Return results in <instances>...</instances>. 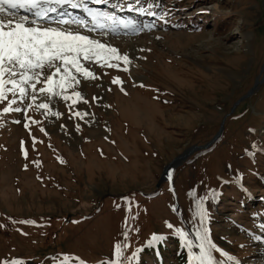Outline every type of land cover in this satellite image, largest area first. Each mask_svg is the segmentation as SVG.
Masks as SVG:
<instances>
[{
  "label": "rangeland",
  "instance_id": "obj_1",
  "mask_svg": "<svg viewBox=\"0 0 264 264\" xmlns=\"http://www.w3.org/2000/svg\"><path fill=\"white\" fill-rule=\"evenodd\" d=\"M158 2L150 17L128 11L131 0H88L155 28L103 38L131 63L96 66L98 79L67 89L82 99L50 106L59 118L35 107L31 120L3 116L0 264H103L118 243L134 264H178L182 255L192 264L198 249L177 230L196 242L198 206L211 241L233 257L214 252L217 264H264V0ZM212 142L164 179L179 156Z\"/></svg>",
  "mask_w": 264,
  "mask_h": 264
},
{
  "label": "snow or ice",
  "instance_id": "obj_2",
  "mask_svg": "<svg viewBox=\"0 0 264 264\" xmlns=\"http://www.w3.org/2000/svg\"><path fill=\"white\" fill-rule=\"evenodd\" d=\"M91 3L108 5L111 0H91ZM131 3L133 7L127 8L128 11H136L139 15L150 17L158 15L157 11L153 10L160 7L158 0H153V4L146 9L135 7L140 0H131ZM115 6L119 7V5ZM69 8L82 10L91 18L93 26H89L88 21L82 17H73L72 13L67 11ZM20 10L31 15H21ZM167 15L168 12H163L159 18L163 19ZM154 28L155 23L141 25L131 18L124 19L98 8L89 7L88 0H0V104L4 101L8 102L7 106L0 109V126L3 116L13 112L23 113L26 120H31L27 113L33 107L45 110L42 113L45 117L51 113L52 116L59 118L61 113L53 111L50 106L61 98L69 100L74 96L82 99L79 90H75L72 96H69L66 94L67 89L79 86L81 79H98L96 66L118 67L110 63L113 60H122L125 64L131 63L127 54H121L115 46L107 43L103 38L110 34L138 35L146 30L152 31ZM98 30L101 38H97ZM124 70L128 69L125 67ZM113 83H122V81L116 78ZM37 85L41 86L37 87ZM75 102L76 100L73 99V103ZM76 115L79 116L81 113ZM14 122L20 123L19 120ZM32 123H40V121L32 120ZM25 127H28L27 123ZM77 129L79 130V126ZM40 130L44 131L43 128ZM261 151L264 152V148H261ZM24 154L26 157L27 152L25 151ZM197 216L201 228L197 230L196 242H193L182 230L177 231L184 238L186 247L198 249V252H192V264H217L214 252L226 256L227 254L211 241L208 229L204 226L207 211L202 206H198ZM168 227L173 226L169 224ZM261 228L264 229V225H261ZM255 238L260 239V237ZM159 239L161 237L154 236L149 246ZM126 240L127 234H125ZM126 247V243L116 244L115 259L109 258L103 264H134L137 259L136 254L131 257L124 256L123 249ZM64 259L65 264H68L69 258ZM227 259L231 261L233 257L227 256ZM6 264H20V262L12 260Z\"/></svg>",
  "mask_w": 264,
  "mask_h": 264
},
{
  "label": "water",
  "instance_id": "obj_3",
  "mask_svg": "<svg viewBox=\"0 0 264 264\" xmlns=\"http://www.w3.org/2000/svg\"><path fill=\"white\" fill-rule=\"evenodd\" d=\"M223 132V126H222V129H221V132L219 133L218 137L215 139V141L217 139H219V137L221 136ZM214 144V142L210 143L209 145L207 146H204V147H193L189 150H187L183 155L179 156L173 163H171L165 170V173H164V179L166 181L169 180L170 178V174L174 171V169L176 168L177 165H179L180 163H182L184 160L188 159L189 157H191L193 154H195L196 152H199V151H205V150H208L212 145Z\"/></svg>",
  "mask_w": 264,
  "mask_h": 264
},
{
  "label": "trees",
  "instance_id": "obj_4",
  "mask_svg": "<svg viewBox=\"0 0 264 264\" xmlns=\"http://www.w3.org/2000/svg\"><path fill=\"white\" fill-rule=\"evenodd\" d=\"M178 264H190V259L186 255L180 256Z\"/></svg>",
  "mask_w": 264,
  "mask_h": 264
},
{
  "label": "bare ground",
  "instance_id": "obj_5",
  "mask_svg": "<svg viewBox=\"0 0 264 264\" xmlns=\"http://www.w3.org/2000/svg\"><path fill=\"white\" fill-rule=\"evenodd\" d=\"M69 10H70V9H69ZM72 11H73V13L76 12V11H74V10H72ZM20 12H21V13H24L23 10H20Z\"/></svg>",
  "mask_w": 264,
  "mask_h": 264
}]
</instances>
